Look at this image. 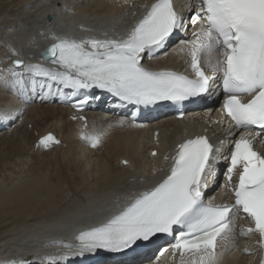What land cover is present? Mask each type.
<instances>
[{
	"label": "snow or ice",
	"instance_id": "6c2138e0",
	"mask_svg": "<svg viewBox=\"0 0 264 264\" xmlns=\"http://www.w3.org/2000/svg\"><path fill=\"white\" fill-rule=\"evenodd\" d=\"M193 7L192 38L181 40L177 49L186 57L191 75L144 66L145 56L152 59L177 32L186 30L187 21L174 10L172 0H155L122 39L55 38L41 52V60L52 67L16 59L6 71L15 77L13 87L25 101L29 91L35 94L39 89L42 99L56 95L62 100L75 98L72 106L76 109L100 99L81 94V90L101 89L123 103L147 106L197 97L218 81L224 96L222 112L231 122L229 135L232 126L264 130V0H194L189 11ZM17 67L24 72L16 71ZM64 89L71 93L66 95ZM15 115L14 111H0V121H10ZM132 116L134 119L136 113ZM116 123L124 125L126 120ZM103 135L82 134V139L96 147ZM258 135L246 132L229 141L225 177L229 184L236 178L233 203L203 202V189L215 175L224 142L214 148L206 136L185 139L176 145L161 180L116 214L80 231L75 243L64 245L76 251L46 256L47 264L98 250L123 255L151 244L158 234L174 236L170 247L174 254L179 253L182 264H217L218 241L232 231L233 219L241 213L251 221L243 231L258 233L264 247V155L253 148ZM38 143L47 148L59 141L49 133Z\"/></svg>",
	"mask_w": 264,
	"mask_h": 264
},
{
	"label": "bare ground",
	"instance_id": "6f19581e",
	"mask_svg": "<svg viewBox=\"0 0 264 264\" xmlns=\"http://www.w3.org/2000/svg\"><path fill=\"white\" fill-rule=\"evenodd\" d=\"M57 1L0 0V106L20 111L27 107L16 127L0 133L4 168H11L12 173L19 168L20 172L17 178L11 177L7 183L0 180V264L22 256L38 259L43 254L56 256L76 251L65 248L55 239L58 235L65 237L69 231L66 244H72V233L78 226L100 220L106 210L117 205L121 189L128 188L136 179L147 177L145 172L149 174V162L154 167L152 175L159 176L166 167L168 160L165 156H168L174 140L197 131L199 126L206 127L212 136L225 128L212 123L215 116H206L202 110L195 116L198 124L188 126L183 134L184 126L180 122L166 119L158 123L161 128L160 145L156 147L158 153L150 156L153 148L149 142L151 128L128 129L126 124L116 123L120 118L111 121L107 119L109 115H101L98 120L95 117L97 121H88L83 130L67 119L68 112L64 107L46 102L27 105L24 99L15 95L10 72L6 70L16 58L36 62L34 53L40 41V29L45 28L47 31L43 34H46L54 28L71 27L76 19H80L82 29L79 34H82L90 31V23L123 18L120 17L122 14L118 15V4L110 3L114 5L112 7L106 0H81L77 4L70 1L68 5L77 11L76 14L63 9L61 2ZM187 1V5L193 3V0ZM49 3L59 6L58 14L54 16L60 17V22L46 28L41 18L44 12L50 11ZM181 4L182 1H175V5ZM119 9L123 15L130 13L123 4ZM38 49H45L41 42ZM46 66L50 67L49 63ZM2 83L7 90L1 87ZM48 129L60 135L61 145L50 151L35 150L34 132L42 133ZM100 132L104 133L98 144L102 150H87L88 145L80 136ZM221 141L225 146L226 140ZM26 153L35 159L25 157ZM122 157L130 160L132 169L119 164ZM26 165L38 172L26 174ZM222 188L225 190V183ZM242 229L237 223L234 239L226 250L220 249L217 253V264H250L252 249L250 244L242 243ZM170 264H182V258Z\"/></svg>",
	"mask_w": 264,
	"mask_h": 264
},
{
	"label": "rangeland",
	"instance_id": "374dc122",
	"mask_svg": "<svg viewBox=\"0 0 264 264\" xmlns=\"http://www.w3.org/2000/svg\"><path fill=\"white\" fill-rule=\"evenodd\" d=\"M63 144V143H62ZM100 150H102V147H99ZM25 157L29 158V159H35V156L33 155H30V154H24ZM52 160H53V157H52ZM26 174H31V173H36L38 172V170L35 169V172H33L32 168L29 166V165H26L25 168H24ZM11 171V168H8V169H5L4 168V165H3V153L0 149V180L4 181L5 183L8 182V180L13 177V178H17L18 175H20V172H19V168H16V170L14 169L13 170V173L10 172ZM31 249H35L37 251H41L40 248H34V247H31Z\"/></svg>",
	"mask_w": 264,
	"mask_h": 264
},
{
	"label": "water",
	"instance_id": "95a60500",
	"mask_svg": "<svg viewBox=\"0 0 264 264\" xmlns=\"http://www.w3.org/2000/svg\"><path fill=\"white\" fill-rule=\"evenodd\" d=\"M48 18H49V16H48Z\"/></svg>",
	"mask_w": 264,
	"mask_h": 264
}]
</instances>
